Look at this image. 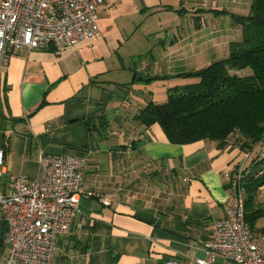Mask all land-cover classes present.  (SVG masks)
<instances>
[{
  "label": "crops",
  "instance_id": "obj_1",
  "mask_svg": "<svg viewBox=\"0 0 264 264\" xmlns=\"http://www.w3.org/2000/svg\"><path fill=\"white\" fill-rule=\"evenodd\" d=\"M219 1L114 0L98 7L93 38L61 49L7 50L0 70L3 188L10 193L19 175L37 177L45 154L86 158L85 193L53 264H162L169 257L192 264L205 257L202 246L223 215L234 171L264 172V140L249 150L211 140L173 144L159 123L136 118L157 101L139 85L164 81L159 90L168 94L183 79L175 75L205 66L195 58L226 51L231 32L239 37L236 28L228 34L206 20L214 11L234 22L252 0H229L234 9L225 10L213 7ZM162 32L167 37L150 45V35ZM257 203L264 206V185ZM256 228L264 232V216ZM7 237L0 208V264Z\"/></svg>",
  "mask_w": 264,
  "mask_h": 264
},
{
  "label": "built area",
  "instance_id": "obj_2",
  "mask_svg": "<svg viewBox=\"0 0 264 264\" xmlns=\"http://www.w3.org/2000/svg\"><path fill=\"white\" fill-rule=\"evenodd\" d=\"M114 0H0V70L7 50L61 49L93 38L99 31L98 7ZM82 154H45L35 178L19 175L9 193L0 174V208L8 227L4 264H53L58 239L72 231L74 213L84 196ZM5 163L0 149V165ZM242 168L215 221L205 257L192 264H264V232L246 220ZM88 192L86 195H92ZM162 264H191L169 257Z\"/></svg>",
  "mask_w": 264,
  "mask_h": 264
},
{
  "label": "trees",
  "instance_id": "obj_3",
  "mask_svg": "<svg viewBox=\"0 0 264 264\" xmlns=\"http://www.w3.org/2000/svg\"><path fill=\"white\" fill-rule=\"evenodd\" d=\"M233 18L242 26V36L229 43L228 56L175 75L197 81L170 87L163 102L149 101L136 116L142 124L159 123L173 144L211 140L220 148L233 143L249 150L264 140V0H252L248 14ZM247 68L249 75L237 73ZM242 174L246 220L255 229L264 216V206L257 203L264 172L254 175L246 169Z\"/></svg>",
  "mask_w": 264,
  "mask_h": 264
},
{
  "label": "rangeland",
  "instance_id": "obj_4",
  "mask_svg": "<svg viewBox=\"0 0 264 264\" xmlns=\"http://www.w3.org/2000/svg\"><path fill=\"white\" fill-rule=\"evenodd\" d=\"M234 6L233 2L229 1V0H220L215 6L213 7H218L220 10H225V9H234L232 8ZM200 7H203L202 5ZM191 9H193L192 7H190ZM199 14L200 12H196V14ZM211 14H212V20H206L207 22L206 23H211L212 22V25H215L219 28H222L226 31V33L229 34V30H234L236 28V35L241 37L242 36V26L237 24V26L235 25V22H233L232 20V17L230 14H227V13H224V12H220L218 13L217 17H216V13L214 11H211ZM192 20H194V18H191ZM197 19V18H196ZM234 32H231V37L232 39H236L233 35ZM227 35V34H226ZM235 35V36H236ZM159 37L161 38H166L167 35L165 34V32H162L160 35L158 36H155V34H151L150 35V45H154L155 43H157L159 41ZM150 48V46H149ZM148 48V49H149ZM148 53H156V52H148ZM228 53H229V48L225 50H221V52H218L216 53L215 50H210L209 52H204V55H203V58L202 59H198V58H195V63H198V62H201L203 65L205 64V66L209 65L210 63L216 61V60H219V59H223L225 57L228 56ZM207 54V56H205ZM191 62V60H190ZM198 64H194V66H188L185 68V70H194V69H199V68H202L204 66H197ZM180 69V68H179ZM231 74H234L235 71H230ZM252 71L247 68L245 70H242V71H237V73L240 75V76H245V75H249ZM166 80V79H164ZM179 79L178 82H172L170 85L171 86H176V85H182V84H186V83H192V82H195L197 81L196 79L194 78H188V79ZM158 81V80H157ZM161 82V83H159ZM162 82L164 81H158L156 82L155 84H152L150 85L149 87H146V85H148L149 83L146 82L144 83L143 85H139V87L142 89L140 92L141 93H146V94H149V91H155V95H156V99L158 102H163L166 100L167 98V93L166 91H163L164 93L162 94L160 92V88L163 87V84ZM141 83V82H140ZM168 83H170L168 81ZM168 87H169V84H167ZM165 90V89H164ZM139 92V90H138ZM174 93H177V92H174ZM165 94V95H164ZM244 196H245V191L243 192Z\"/></svg>",
  "mask_w": 264,
  "mask_h": 264
}]
</instances>
